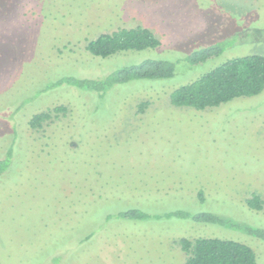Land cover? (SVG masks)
Wrapping results in <instances>:
<instances>
[{"label":"rangeland","instance_id":"rangeland-1","mask_svg":"<svg viewBox=\"0 0 264 264\" xmlns=\"http://www.w3.org/2000/svg\"><path fill=\"white\" fill-rule=\"evenodd\" d=\"M136 27L161 45L109 58L86 50L101 34ZM221 42L222 55L185 61ZM251 55L264 57V0H0V159L14 150L0 174V264H184L179 241L200 237L244 243L264 264V209L246 204L253 194L264 200V90L203 111L170 101ZM148 59L175 63L174 75L117 85L102 98L70 86L42 91L63 76L100 79ZM58 106L67 113L30 126ZM128 207L152 217L115 216ZM178 209L249 226L157 218Z\"/></svg>","mask_w":264,"mask_h":264},{"label":"trees","instance_id":"trees-1","mask_svg":"<svg viewBox=\"0 0 264 264\" xmlns=\"http://www.w3.org/2000/svg\"><path fill=\"white\" fill-rule=\"evenodd\" d=\"M161 45L154 33L143 27L119 29L113 33H104L88 42L86 50L95 57L109 58L120 53L130 51H145L157 49ZM229 47L221 42L198 49L190 53L185 61L191 65H201L222 55ZM176 65L166 60L148 59L132 66L120 67L100 79L78 78L63 76L49 82L42 91H51L62 86H70L84 93L98 94L101 98L117 85L126 84L133 80L167 79L174 75ZM264 90V57L251 55L234 58L210 73L202 76L195 82L176 89L170 95V101L175 107H190L199 111L219 107L241 97H254ZM147 102L139 105V111L144 113ZM65 106H58L53 110L35 114L29 124L33 129L42 127L52 118L53 113H67ZM13 148L8 155L0 159V174L6 172L13 160ZM203 203L205 195L199 192ZM249 209L262 211L264 200L253 194L246 201ZM158 217L190 220L195 223L215 224L224 228H239L246 231L249 225L241 224L231 217L221 216L213 212L193 213L186 209H178L167 213H157ZM115 216L123 220H146L152 214L136 207H128L117 211ZM113 216L108 215L107 219ZM249 233L261 236L260 231L249 227ZM94 234H88L83 242H89ZM264 238V235L262 234ZM182 251L186 254L184 264H257L254 250L240 242L219 238H197L194 240L183 238L179 241Z\"/></svg>","mask_w":264,"mask_h":264}]
</instances>
